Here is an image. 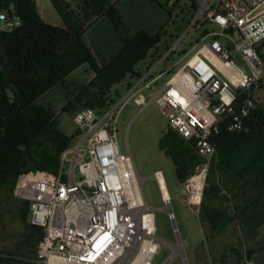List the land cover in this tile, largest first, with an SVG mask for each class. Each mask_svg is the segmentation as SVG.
Wrapping results in <instances>:
<instances>
[{
	"label": "built area",
	"instance_id": "obj_1",
	"mask_svg": "<svg viewBox=\"0 0 264 264\" xmlns=\"http://www.w3.org/2000/svg\"><path fill=\"white\" fill-rule=\"evenodd\" d=\"M202 20L205 29L196 50L168 68ZM19 25L18 18L0 13V32ZM177 40L158 52L115 102L73 116L77 141L62 153L58 174L20 176L15 197L29 204L30 223L42 231L36 264H152L158 254L160 240L143 190L145 179L118 142L121 113L131 104L142 108L139 114L155 106L166 121V132L172 130L194 144L202 161L182 183L181 194L199 219L216 155L212 138L221 129L248 132L255 111L264 104V0H205ZM152 178L176 240L164 264L177 256L190 264L189 244L162 170Z\"/></svg>",
	"mask_w": 264,
	"mask_h": 264
},
{
	"label": "trees",
	"instance_id": "obj_2",
	"mask_svg": "<svg viewBox=\"0 0 264 264\" xmlns=\"http://www.w3.org/2000/svg\"><path fill=\"white\" fill-rule=\"evenodd\" d=\"M51 2L64 28L44 21L37 0H0V13L20 20L12 32H0V193L5 191L8 201L20 203L29 253L33 254L30 260H22L0 251V264H34L42 231L28 221L29 204L20 202L14 190L24 174H58L61 155L71 146L72 139L62 133L56 120L38 111L33 103L89 63L96 77L79 94L74 113L86 108L103 110L121 95L119 90L113 94V87L126 81L129 85L141 72L137 66L161 36L151 37L141 30L131 39L124 38L117 55L101 64L84 37L88 28L102 18L122 24L116 6L110 0H76L75 6L70 0ZM160 49L156 48L152 58ZM11 86L16 91L14 98L6 93ZM212 139L216 155L201 202L199 218L205 227V239L197 256L200 261L210 260V264H226L230 259L236 264H251L256 255L264 254V240L248 248L244 244L247 239L255 241L264 229V105L255 111L248 132L221 129ZM159 147L173 161L181 184L202 161L194 144L172 130L160 138ZM3 212L0 209V216ZM231 230L239 242L212 258L214 242Z\"/></svg>",
	"mask_w": 264,
	"mask_h": 264
},
{
	"label": "rangeland",
	"instance_id": "obj_3",
	"mask_svg": "<svg viewBox=\"0 0 264 264\" xmlns=\"http://www.w3.org/2000/svg\"><path fill=\"white\" fill-rule=\"evenodd\" d=\"M110 2L116 6L122 24L115 25L109 18L97 20L88 28L84 41L98 62L102 64L117 55L123 47L122 40L124 38L131 39L137 36L141 30L151 37L161 33L156 47L136 68L143 72L151 62L156 48H161L159 52H162L173 40L178 41L177 39L185 34L205 0H110ZM70 3L75 6L76 0H70ZM37 5L46 23L60 28L65 27L51 0H37ZM203 24L204 20L191 32L179 52L168 64V68L180 62L182 58L190 56L196 50L197 42L205 29ZM158 54L155 56L157 57ZM238 63L245 67L243 62L238 60ZM95 77L96 73L91 65L85 63L33 103V107L38 111L56 120L62 133L72 139L71 145L77 141V129L73 123V116L77 112L74 113L77 98ZM164 81L165 79L162 83ZM126 82L115 85L112 93L119 90L123 94ZM15 92L12 86L6 91L7 95L13 98ZM13 98L11 99L13 100ZM141 109L134 104L124 108L120 116L118 142L123 153L128 151L131 153L138 174L145 179L143 184L145 198L149 206L153 208L156 217V236L160 240V249L152 264L167 262L173 254L171 246L176 242L167 215L163 211L164 204L158 184L152 178L155 171L159 169L163 172L182 237L189 244L187 254L190 264H210V260L200 261L197 256L198 245L204 236L205 227L200 222V218L198 219L184 204L181 194L183 187L177 178L175 165L159 147V140L167 130L166 121L155 106H149L139 114ZM6 196L5 191L0 193V209L4 210L0 216V251L12 254L18 259L30 260L33 254L29 253L31 248L28 246L25 223L20 217V203L8 201ZM263 240L264 229L258 234L255 241L247 239L244 244L248 248L256 246ZM238 242V235L231 230L214 242V251L211 257L218 258L223 251ZM168 264H183V262L181 257L177 256ZM226 264H236V261L230 259ZM251 264H264V254L256 255Z\"/></svg>",
	"mask_w": 264,
	"mask_h": 264
},
{
	"label": "crops",
	"instance_id": "obj_4",
	"mask_svg": "<svg viewBox=\"0 0 264 264\" xmlns=\"http://www.w3.org/2000/svg\"><path fill=\"white\" fill-rule=\"evenodd\" d=\"M44 21H45V20H44ZM239 199H240V201H241V200L243 201L244 197H240ZM204 239H205V238H204V236H203L201 243L204 241ZM201 243L198 245V249H197V251L199 250V247H200ZM33 263H35V261H33Z\"/></svg>",
	"mask_w": 264,
	"mask_h": 264
},
{
	"label": "bare ground",
	"instance_id": "obj_5",
	"mask_svg": "<svg viewBox=\"0 0 264 264\" xmlns=\"http://www.w3.org/2000/svg\"><path fill=\"white\" fill-rule=\"evenodd\" d=\"M166 193H167V192H166ZM196 194H197V192H195V196H197Z\"/></svg>",
	"mask_w": 264,
	"mask_h": 264
}]
</instances>
